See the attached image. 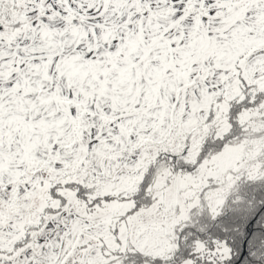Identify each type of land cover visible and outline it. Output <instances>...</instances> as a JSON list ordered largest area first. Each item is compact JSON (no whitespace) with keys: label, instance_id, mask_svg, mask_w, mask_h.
Masks as SVG:
<instances>
[{"label":"snow or ice","instance_id":"1","mask_svg":"<svg viewBox=\"0 0 264 264\" xmlns=\"http://www.w3.org/2000/svg\"><path fill=\"white\" fill-rule=\"evenodd\" d=\"M0 264H264V0H0Z\"/></svg>","mask_w":264,"mask_h":264}]
</instances>
